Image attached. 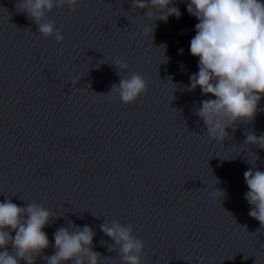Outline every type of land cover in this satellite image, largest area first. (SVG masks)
<instances>
[{
    "label": "clouds",
    "instance_id": "1",
    "mask_svg": "<svg viewBox=\"0 0 264 264\" xmlns=\"http://www.w3.org/2000/svg\"><path fill=\"white\" fill-rule=\"evenodd\" d=\"M176 2L133 0L132 8L145 9L151 21L167 22L171 16L177 19L181 16L179 8L174 6ZM79 3L80 0H20L17 9L38 25L41 36L45 39L54 36L56 42L61 43L63 29L56 28L55 21L48 20L46 13L65 6L75 11ZM187 11L199 21L195 25L196 34L190 40V53L198 57L199 71L190 76L187 88L195 91L199 87L203 95L215 97L203 100L196 115L203 121L208 137L223 142L228 135L227 128L237 121H251L255 117L259 101L264 97V2L190 0ZM154 31L155 27L149 26L142 35L152 39ZM114 67L120 74L129 65L116 59ZM147 91L145 77L133 72L121 78L118 85L114 84L110 93L129 104ZM245 144L264 149V135L248 133ZM243 175L249 189L244 196L252 206L249 216L264 228V171L249 169ZM219 193L222 192L215 189V194ZM50 218V211L40 204L21 207L11 199L0 202V264H20L21 261L35 264L36 257L49 247V238L43 229L49 225ZM100 229L115 242L122 264H141L144 244L133 235L131 224L122 226L115 220L110 223L106 220ZM12 232H15L14 237ZM53 235L55 251L44 257L46 264H99L101 254L92 250L95 232L91 227L75 226V230L61 227ZM108 248L112 251L113 246L108 245Z\"/></svg>",
    "mask_w": 264,
    "mask_h": 264
}]
</instances>
